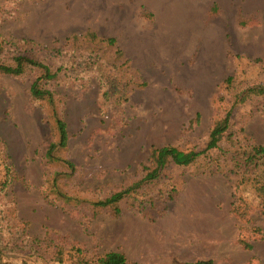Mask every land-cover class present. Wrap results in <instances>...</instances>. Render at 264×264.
<instances>
[{
  "label": "rangeland",
  "instance_id": "1",
  "mask_svg": "<svg viewBox=\"0 0 264 264\" xmlns=\"http://www.w3.org/2000/svg\"><path fill=\"white\" fill-rule=\"evenodd\" d=\"M45 1L0 0V64L21 54L56 72L44 78L30 65L18 75L0 72V264H94L109 251L126 264H264V166L240 157L248 145H264V0H241L234 26L217 25L210 13L206 33H178V44L198 46L192 57L178 55L182 65L201 56L218 84L198 96L170 81V98L149 112L134 93L152 91L155 80L146 85L129 68V85L117 46L86 35L89 13L103 12V1L64 2L65 11L77 3L84 15L48 29L32 13ZM144 17L152 24V13ZM38 78L52 103L32 98ZM53 101L67 143L50 159ZM209 144L217 147L204 152ZM163 148L178 161L168 157L156 179L117 203L95 204L152 174Z\"/></svg>",
  "mask_w": 264,
  "mask_h": 264
},
{
  "label": "crops",
  "instance_id": "2",
  "mask_svg": "<svg viewBox=\"0 0 264 264\" xmlns=\"http://www.w3.org/2000/svg\"><path fill=\"white\" fill-rule=\"evenodd\" d=\"M66 1L76 0H46L45 3L42 2L40 10L36 8L32 13H41L42 25L46 23L47 29L59 22L64 26L72 23L76 17L84 15L78 13L77 3L65 11L61 5ZM94 1L96 3L103 1L104 4L103 12L99 10L96 13H89L94 20L90 24L91 30L98 36L114 38L115 46L121 52V59L128 62L135 75L146 85L148 78L150 81L155 80L156 85L152 91L141 90L134 93V101H139L141 111L149 112V106L160 107L161 99L170 98L164 92L170 81H174L181 88L193 89L198 96H208L209 91L218 84L216 73L210 72V67L201 63L200 55L196 57L195 62H190L194 48L198 46L192 45L190 40L178 44L176 35L199 33L201 36L206 33L208 31L206 19L210 13H218L217 17L220 20L216 24L222 27L238 24L242 13L241 0ZM116 8L119 12L115 11ZM145 12L153 14L152 24H148L142 16ZM35 15L31 19H35ZM183 50L188 51L191 57H187L182 65L178 55ZM149 96L152 100L141 102Z\"/></svg>",
  "mask_w": 264,
  "mask_h": 264
},
{
  "label": "trees",
  "instance_id": "3",
  "mask_svg": "<svg viewBox=\"0 0 264 264\" xmlns=\"http://www.w3.org/2000/svg\"><path fill=\"white\" fill-rule=\"evenodd\" d=\"M142 15L145 16V15H147V13L146 12L142 13ZM87 32L88 33L86 35H88V37H96L95 33L93 31H87ZM105 41L109 45L115 46V44H116V40L114 38L106 37ZM116 52L118 54L117 56L120 57V60H121L122 55H121V52L118 48H116ZM123 60L124 59H122V63H120L121 69L123 68V73H124V71L127 73V81L130 85L132 83V78H131L130 69H129L130 67L128 65V62L126 60H124V61ZM25 65L35 66V67H39V68L43 69L44 70L43 77L45 76L44 78H50V77H53L54 74H56V72H54L53 74H50L47 65H45L41 61H38L33 57L31 58L29 56H25V55H21V54L13 57V62L11 64L1 63L0 64V72L18 75V74L22 73ZM230 80H231V77L228 76L223 80V83H228ZM39 81H40V78L35 79L30 85V94H31L32 98L33 99H40V100L44 99L48 103H52L53 97L51 96V92L42 89L39 86ZM122 94L126 95L125 91H122L121 95ZM124 99H127V97H124ZM53 105H54L53 107L55 109L54 108L52 109V113H53L55 128H56V132H57V141L50 143L48 146L47 155L50 159L55 158L54 152L57 148L65 147L66 143H67L66 123L63 119H61V117L58 116V114H56L57 110H56V106H55L54 101H53ZM224 128H225V126L222 127L221 129H216L215 131H213L212 135H215L218 132L225 130ZM212 147H217V145L216 144L215 145L214 144L207 145V147L204 149V152H206L209 149H212ZM193 156H194V154H191L186 159H184L182 162L183 163L189 162L190 160L193 159ZM168 157L171 160H174L175 162L178 161L176 159V156L173 153L172 149L163 148L161 150V155L159 158L158 166L152 174L144 176L141 180L135 181L133 184H131L129 187H127L125 189H122L120 191H116V192L112 193L110 196L96 201L95 204L99 205V206H106V205L115 204L121 198H123L127 193L134 191V190H137L139 187L142 186V184L156 179L158 177L161 169H163L165 162H166ZM240 157L244 160L245 164L249 165L251 168H253V169L260 168L261 166H264V145H248L247 150H242L240 152ZM260 160H262V161L259 162ZM63 162L69 168H71V169L73 168V164L70 161L63 160ZM54 181H55V179H54ZM258 189H259V194H261V196H262V204L264 207V183H261L259 185ZM61 196L64 198H69L63 194ZM126 263H127L126 257L124 256V254H122L121 252H118V251L106 252L103 255L99 256L97 258V261L94 262V264H126ZM187 264H212V261L211 260H196L194 262L187 263Z\"/></svg>",
  "mask_w": 264,
  "mask_h": 264
}]
</instances>
